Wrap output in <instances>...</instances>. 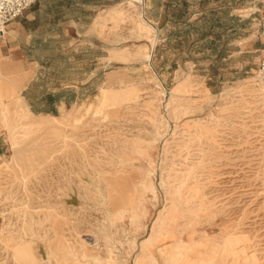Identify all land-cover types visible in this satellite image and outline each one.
<instances>
[{"label":"rangeland","instance_id":"rangeland-1","mask_svg":"<svg viewBox=\"0 0 264 264\" xmlns=\"http://www.w3.org/2000/svg\"><path fill=\"white\" fill-rule=\"evenodd\" d=\"M262 22L264 0H37L15 19L0 264H264Z\"/></svg>","mask_w":264,"mask_h":264},{"label":"built area","instance_id":"built-area-1","mask_svg":"<svg viewBox=\"0 0 264 264\" xmlns=\"http://www.w3.org/2000/svg\"><path fill=\"white\" fill-rule=\"evenodd\" d=\"M37 0H0V42L6 39L9 25L23 12L34 5ZM261 55L256 70V81L264 86V22L261 25Z\"/></svg>","mask_w":264,"mask_h":264},{"label":"crops","instance_id":"crops-1","mask_svg":"<svg viewBox=\"0 0 264 264\" xmlns=\"http://www.w3.org/2000/svg\"><path fill=\"white\" fill-rule=\"evenodd\" d=\"M30 84H31V83H28V84H27L26 89L29 88ZM59 103H60V102H59ZM29 106L32 108V104H31V103H29ZM55 106H56V105H55Z\"/></svg>","mask_w":264,"mask_h":264},{"label":"trees","instance_id":"trees-1","mask_svg":"<svg viewBox=\"0 0 264 264\" xmlns=\"http://www.w3.org/2000/svg\"><path fill=\"white\" fill-rule=\"evenodd\" d=\"M45 111L49 112V111H51V110H45Z\"/></svg>","mask_w":264,"mask_h":264}]
</instances>
